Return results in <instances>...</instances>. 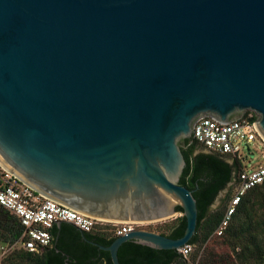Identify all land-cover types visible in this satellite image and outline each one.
Masks as SVG:
<instances>
[{"label":"water","instance_id":"95a60500","mask_svg":"<svg viewBox=\"0 0 264 264\" xmlns=\"http://www.w3.org/2000/svg\"><path fill=\"white\" fill-rule=\"evenodd\" d=\"M247 111L264 140V0H0V166L90 219L183 209L181 238L93 243L113 264L129 241L189 246L199 212L181 143L202 116Z\"/></svg>","mask_w":264,"mask_h":264},{"label":"trees","instance_id":"16d2710c","mask_svg":"<svg viewBox=\"0 0 264 264\" xmlns=\"http://www.w3.org/2000/svg\"><path fill=\"white\" fill-rule=\"evenodd\" d=\"M186 167L180 184L193 192L198 205L197 233L189 243L200 249L217 235L224 213L211 211V207L221 192L228 187L234 188L237 174L244 168L237 160L229 162V156H221L206 151L205 147L185 140L181 143ZM177 211L183 213L178 207ZM187 221L183 216L171 229L168 236L181 238L186 230ZM24 233V228L10 212L0 206V242L15 244ZM54 236L50 247L41 254L17 249L12 252L14 264H113L109 252L100 250L91 241L110 246L114 239L105 233L91 234L82 232L75 226L63 223L52 229ZM225 243L237 252L239 264H264V183L256 186L243 197L237 212L222 236ZM193 253V252H192ZM191 253V254H192ZM120 264H193L196 259L188 260L176 250H155L133 241L123 244L119 250ZM202 260L198 262L201 264Z\"/></svg>","mask_w":264,"mask_h":264},{"label":"built area","instance_id":"2783aa9c","mask_svg":"<svg viewBox=\"0 0 264 264\" xmlns=\"http://www.w3.org/2000/svg\"><path fill=\"white\" fill-rule=\"evenodd\" d=\"M258 119L259 116L254 111H247L239 119L228 123L202 116L193 125L191 143L196 142L204 146L208 152L229 156L242 164V161H250L255 157L253 146L257 142L264 144V140L253 126ZM262 157L264 159V154ZM263 183L264 164H259L252 169L242 168L236 176L234 193L216 231L218 236H222L229 227L246 193ZM0 206L15 216L24 228L22 237L15 244L7 245L0 242V252L3 255L17 249L41 254L45 248L52 245L54 239L52 229L59 222L71 224L82 232L105 233L110 239L127 235L146 225L90 219L77 214L27 186L1 166ZM193 250L194 247L189 245L180 252L187 257Z\"/></svg>","mask_w":264,"mask_h":264},{"label":"rangeland","instance_id":"374dc122","mask_svg":"<svg viewBox=\"0 0 264 264\" xmlns=\"http://www.w3.org/2000/svg\"><path fill=\"white\" fill-rule=\"evenodd\" d=\"M253 152L255 154L254 158L250 161H242V164L247 169H252L259 164H264V159L262 155L264 154V144L257 142L253 146ZM234 159L229 157V162H233ZM225 192H228L226 195ZM234 193V188L228 187L225 191L221 192L214 204L211 207V211L221 210L226 211L229 201ZM183 217V213L177 212L171 219L154 222L151 224H146L140 227V229L156 232L159 234L165 233L169 234L171 229L180 221ZM239 252V251H237ZM237 252L233 255L232 247L225 243L224 238H220L218 235H214L207 244L202 246L200 249H195L192 254L188 255V260L196 262L193 264H198L202 260L201 264H239L237 262L238 256ZM9 253L3 255L0 252V264H14L15 260L12 258L14 255ZM241 264V263H240Z\"/></svg>","mask_w":264,"mask_h":264},{"label":"flooded vegetation","instance_id":"af4514ba","mask_svg":"<svg viewBox=\"0 0 264 264\" xmlns=\"http://www.w3.org/2000/svg\"><path fill=\"white\" fill-rule=\"evenodd\" d=\"M225 191V190H224ZM225 194L227 195L228 194V192H225ZM91 243L93 244V243H97V244H100V245H103V244H101L100 242H98V241H91ZM103 246H105V245H103Z\"/></svg>","mask_w":264,"mask_h":264}]
</instances>
